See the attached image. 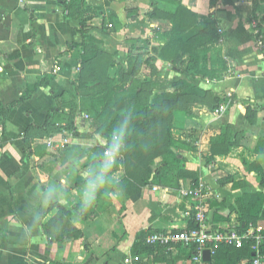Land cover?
I'll list each match as a JSON object with an SVG mask.
<instances>
[{"label":"crops","instance_id":"1","mask_svg":"<svg viewBox=\"0 0 264 264\" xmlns=\"http://www.w3.org/2000/svg\"><path fill=\"white\" fill-rule=\"evenodd\" d=\"M63 1L0 0V264H124L128 257H139L130 264H194L184 248L166 250L143 243L153 232L188 228L191 202L179 192L190 187L189 179L181 180L178 190L143 188L140 198L132 201L116 188L124 179L118 171L102 186L112 212L83 219L76 207L96 198L83 175L97 158L93 149L105 147L106 140L77 111L73 132L40 139L34 129H46L47 115L57 109L56 97L63 92L78 101L74 84L97 66L95 59L82 66L86 47L108 58L106 75L119 84L126 79L130 41H148L147 56L167 81L157 92H173L174 83L186 81L215 96L225 108L217 112L219 107L207 104L192 108L190 117L174 113L171 135L188 144L190 149L181 153L184 168L205 185L208 227L235 229L237 216L231 209L236 199L264 195L259 180L264 176V64L251 28L252 21L264 20V0H216L214 6L210 0H177L199 17L212 15L217 23L207 68L219 57L227 71L214 81L187 74L184 67L175 70L159 58L153 31L169 32L171 27L153 16V0H83V9L94 12L83 20L84 28L79 17L70 18ZM127 9H137L136 21L127 20ZM108 12L117 17L119 32L103 26ZM144 69L147 74L148 67ZM46 77L51 78L47 87L19 102L27 86ZM13 104L3 116L2 110ZM247 106L255 113L253 124L246 119ZM226 128L234 144L226 155H212L210 139ZM51 203L71 212L81 238L48 240L43 224ZM256 226L264 228V223ZM224 252L211 254L205 264H251L249 258L234 262Z\"/></svg>","mask_w":264,"mask_h":264},{"label":"trees","instance_id":"2","mask_svg":"<svg viewBox=\"0 0 264 264\" xmlns=\"http://www.w3.org/2000/svg\"><path fill=\"white\" fill-rule=\"evenodd\" d=\"M62 4L66 7L70 18L79 17L83 28L85 27L83 20L94 15L92 10L83 9V0H65ZM215 4L216 0H210L211 6ZM153 6V16L167 20L171 27L169 32L159 28L153 31V41L160 46L159 58L169 63L175 70L184 67V72L193 76L213 81L222 78L227 68L221 58H212L211 67L207 68L209 45L216 40L218 30L212 15L199 17L177 0H153ZM126 17L128 21H136L137 9H127ZM109 25L114 32L121 30L117 17L111 12H108L103 20V26L109 28ZM148 44L145 40L130 41L125 75L127 83L121 84H116L114 79L107 77L105 71L110 63L108 58L86 47L82 55V66L85 67L93 59L97 66L89 73L86 72L85 76L82 75L84 77L74 84V94L78 101L76 102L70 93L63 92L56 97L57 109L47 115L46 129H34L40 139L60 131L73 132L75 130L73 115L77 111L81 116H88L90 128L108 143L111 140L113 127H119L122 118L127 116L129 127L125 137L126 148L121 150V161L110 175L118 171L123 172L124 179L116 185V188L124 197L132 201L140 198L143 188L178 190L181 180L184 179L190 180V187L197 184V178L185 170L181 159V153L190 149L188 144L171 135L173 115L182 112L190 117L192 108L197 105L208 104L215 106L216 109L219 107V100L215 96L186 81L174 83L173 92H157L167 84V81L147 56ZM182 56H186V61ZM99 63H103L102 68L98 66ZM144 66L148 67V72L145 79H141ZM50 80V77H46L37 84L27 86L19 102L27 100L38 88L47 87ZM13 106L14 104L6 107L1 114L5 116ZM246 119L251 124L255 122V113L249 106L246 107ZM158 128L160 131L154 137L149 135L152 130ZM31 130L33 128H30ZM231 136L229 128H226L219 135L212 137L210 139L212 155H226L234 144ZM148 140H151L149 145H147ZM105 147L94 148L95 155L97 157L103 155ZM42 153L39 154L44 155V152ZM131 157H136L142 167V170H138L135 174L127 169ZM259 180L260 185L264 186V176H259ZM78 185L77 180L74 187ZM86 204L88 206L85 208ZM86 204L76 207V211L83 219L110 214L113 209L111 198L104 191L96 194V198ZM231 210L237 216L235 228L237 233L242 234L250 227L256 228L258 222L264 223V195L262 193L243 195L236 199ZM47 215L49 219L43 224V230L50 242L60 243L65 239L82 237L81 232L72 223L71 212L58 203L49 205ZM192 228L194 224L190 221L188 229ZM262 237L264 238V228H262ZM139 238H142V235ZM258 249L264 261V243L259 245ZM223 251L230 255L234 262L240 258L251 260L253 258L251 243L248 242L241 249L220 246L215 251V255Z\"/></svg>","mask_w":264,"mask_h":264},{"label":"built area","instance_id":"3","mask_svg":"<svg viewBox=\"0 0 264 264\" xmlns=\"http://www.w3.org/2000/svg\"><path fill=\"white\" fill-rule=\"evenodd\" d=\"M111 28V26H108ZM252 35L260 58L264 64V20L260 23L251 22ZM224 106H220L217 112L224 111ZM83 120L88 121L87 115L80 116ZM4 129L0 125V146L2 144ZM103 155H107L104 151ZM180 196L191 202L189 212L186 216L194 224V228L182 231L170 230L164 232H153L147 235L143 241L147 247H157L166 250H173L181 247L191 253L190 260L194 264H205L203 252L208 250L210 254L220 246H233L241 249L245 243H251L253 258L251 264H263V257L259 251V245L264 243L262 237V227H250L246 232L239 234L235 229L220 230L208 227V202L205 185L198 181L196 185L181 189ZM139 257H128L124 259V264L138 262Z\"/></svg>","mask_w":264,"mask_h":264},{"label":"clouds","instance_id":"4","mask_svg":"<svg viewBox=\"0 0 264 264\" xmlns=\"http://www.w3.org/2000/svg\"><path fill=\"white\" fill-rule=\"evenodd\" d=\"M129 127V119L124 116L119 127H113L111 140L106 144L104 151L107 155H100L93 160L83 175V181L94 196L100 194L102 186L109 183L110 173L119 165L122 157V149L126 148L125 137ZM116 192L114 195H118ZM88 205H85V208Z\"/></svg>","mask_w":264,"mask_h":264},{"label":"rangeland","instance_id":"5","mask_svg":"<svg viewBox=\"0 0 264 264\" xmlns=\"http://www.w3.org/2000/svg\"><path fill=\"white\" fill-rule=\"evenodd\" d=\"M103 61H104V60H103ZM102 65H103V63H102V64L99 63L98 66H100V68H102V67H101ZM96 73L99 74V71L96 70ZM145 74H146V72H145V70H144V71H143V74H141L140 78H143V76H144ZM120 77H122V76H120ZM121 83H127V79H125V78L122 77V79L120 80V83H119V84H121ZM159 131H160V128H158V129H154V130H152V131L150 132L151 134H149V135H151V136L154 137ZM148 141H149V143H148L147 145L150 144V141H151V140H148ZM85 155H88V154L85 153L84 155H82V157L84 158V160H86V161H84V162H88V160L85 159V157H87V156H85ZM127 169H128L129 172L135 174V172H137L138 170L141 171V170H142V167H141V164H140V163L138 162V160L136 159V157H131V158L129 159V163L127 164ZM115 176H117V175H115ZM256 225H257V224H256ZM263 264H264V261H263Z\"/></svg>","mask_w":264,"mask_h":264},{"label":"water","instance_id":"6","mask_svg":"<svg viewBox=\"0 0 264 264\" xmlns=\"http://www.w3.org/2000/svg\"><path fill=\"white\" fill-rule=\"evenodd\" d=\"M210 256H211V254H210V252L208 250L203 252V260L205 262H209L210 261V259H211Z\"/></svg>","mask_w":264,"mask_h":264}]
</instances>
